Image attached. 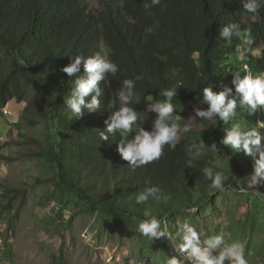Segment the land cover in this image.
I'll return each mask as SVG.
<instances>
[{
	"label": "trees",
	"instance_id": "16d2710c",
	"mask_svg": "<svg viewBox=\"0 0 264 264\" xmlns=\"http://www.w3.org/2000/svg\"><path fill=\"white\" fill-rule=\"evenodd\" d=\"M253 2L256 11L245 4ZM237 25L231 36L224 28ZM237 32L239 35H237ZM240 47V48H239ZM231 48L235 63L225 62ZM261 48L255 56L253 50ZM100 56L117 65L98 82L95 110L82 109L73 115L68 101L77 79L86 78L84 62ZM81 58L79 71L69 76L63 69ZM240 67V68H239ZM251 74L264 75V0H100L91 7L87 0H0V108L11 100L25 102L23 111L31 125L44 121L46 145L37 155L54 169L55 185L75 195L91 210H101L127 223L155 216L162 222L189 209L208 208L214 188L203 169L222 172L223 185L235 184L230 171L215 163V153L192 158V139L213 141L245 182L254 174L255 160L264 151V131L257 128L261 147L248 155L222 143L236 119L252 121L254 113L241 106V95L233 80ZM134 81L128 103L137 113L132 128L153 131L157 113L150 105L166 99L175 89L173 120L182 129L203 101L205 88L219 93L231 88L227 99L236 101L235 114L225 123L218 115L204 120L198 132L178 131L175 146L165 145L158 160L136 168L122 158L119 147L125 140L119 130L108 132L111 116L121 107L119 92L124 81ZM222 79L229 81L221 85ZM35 90L28 97L30 90ZM102 134L107 139L102 138ZM261 179L260 181H263ZM158 191L147 201L137 197L149 188ZM26 187L6 186V204L26 200ZM10 225H13L11 219ZM10 234V231H7ZM10 235L5 238L9 250ZM58 264H68L65 248L56 255ZM11 264V260H10Z\"/></svg>",
	"mask_w": 264,
	"mask_h": 264
},
{
	"label": "rangeland",
	"instance_id": "374dc122",
	"mask_svg": "<svg viewBox=\"0 0 264 264\" xmlns=\"http://www.w3.org/2000/svg\"><path fill=\"white\" fill-rule=\"evenodd\" d=\"M99 1L87 0L93 8ZM253 54L260 56L261 48H255ZM225 62L235 63L231 48ZM229 84L222 79L221 85ZM34 93L30 90L28 97ZM25 105L11 100L0 108V264H10V260L11 264H58L56 255L61 246L68 264H168L173 258L178 264H194L180 250L184 243L180 225L185 221L197 231L202 247L205 240L223 233L227 242L243 245L248 264H264V180L253 183L251 176L245 185L239 183L228 157L216 146L213 151L212 140L195 136L191 157L214 152L215 163L231 172L235 184L214 189L208 208L194 207L164 219L161 230L165 235L149 238L138 230V222L127 223L107 212L91 210L75 195L56 187L53 167L36 154L46 145L47 125L44 121L31 125L23 111ZM205 119L196 112L187 122L190 132L202 130ZM253 122L258 127L264 123V109L253 115L251 122L234 120L232 127L239 124L243 131ZM137 133L138 129L132 128L124 136L131 140ZM6 186L26 187L28 193L24 202L14 199L12 207L1 212L8 199L4 196ZM8 235L9 250L5 245ZM220 250H213L212 255H219ZM224 264L231 262L226 259Z\"/></svg>",
	"mask_w": 264,
	"mask_h": 264
},
{
	"label": "clouds",
	"instance_id": "9594fccd",
	"mask_svg": "<svg viewBox=\"0 0 264 264\" xmlns=\"http://www.w3.org/2000/svg\"><path fill=\"white\" fill-rule=\"evenodd\" d=\"M152 3L158 4L160 0H152ZM245 8L254 13L256 4L248 2L245 4ZM237 27V25H231L224 28L222 35L231 36L232 29ZM237 35H239L238 32ZM80 65L81 58L77 57L74 63L66 66L63 71L72 76L79 71ZM84 71L86 78L75 81L72 98L68 101L73 115L77 116L82 115V109L85 107L89 110H95L98 107L99 101L96 95H93L89 102H86L85 98L93 92L98 95V82L107 73L115 74L117 65L105 58L96 56L88 58L84 62ZM233 83L236 91L241 95L240 103L242 107L246 106L249 112L254 113L259 107L264 106V75L254 77L248 74L243 78L237 75ZM133 86V80L124 81V89L118 94L121 107L112 114L111 122L108 124V132L119 130L121 133L127 134L132 131L133 124L137 120V113L128 106L133 97ZM231 91V88H225V90L216 93L211 88H205L202 102L207 103L209 107L207 110H197V115L207 119L218 115L227 123L235 114L236 109V101L227 99ZM162 95L166 99L150 105V109H154L158 114L154 130L149 132L141 129L133 139L122 140L120 144L118 150L122 154V158L130 162L132 168L158 160L163 154L165 145L175 146L178 131L184 133L190 131L189 125H184L181 129L178 124L169 123L173 120L174 105L172 101L175 89L165 91ZM260 127L264 128V123ZM102 138L107 139V136L102 134ZM261 142L262 136L257 128L242 131L239 124L233 126L222 141L224 145L230 146L233 150L243 149L248 155H255L254 150L261 147ZM212 148L214 151L215 145ZM203 171L206 178L211 180L214 189H223L222 180L224 175L222 172L214 173L210 167H205ZM261 179H264V151H261L259 157L255 160V169L252 176L253 183ZM157 191V188H149L146 192L140 193L137 199L139 202L147 201L149 195ZM180 229L184 241L180 246V250L187 253L194 264H224L226 259L231 264H248L243 245L239 242H227L223 233L205 240L202 247L200 236L187 221L180 225ZM138 230L149 238H160L165 235V232L161 230L160 220L155 216L138 222ZM215 249H221L217 256L212 255V251ZM168 264H178V261L173 258L168 261Z\"/></svg>",
	"mask_w": 264,
	"mask_h": 264
}]
</instances>
